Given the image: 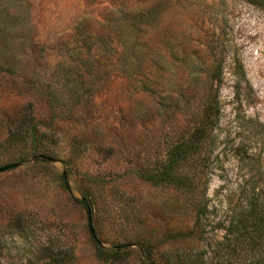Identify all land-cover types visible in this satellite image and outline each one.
Returning <instances> with one entry per match:
<instances>
[{
	"label": "rangeland",
	"instance_id": "374dc122",
	"mask_svg": "<svg viewBox=\"0 0 264 264\" xmlns=\"http://www.w3.org/2000/svg\"><path fill=\"white\" fill-rule=\"evenodd\" d=\"M214 92L208 157L183 167L208 184L202 232L182 191L142 175L192 134ZM7 165L17 166L0 173V264H264L259 242L228 249L240 232L231 219L250 204L264 211V8L0 0Z\"/></svg>",
	"mask_w": 264,
	"mask_h": 264
},
{
	"label": "trees",
	"instance_id": "16d2710c",
	"mask_svg": "<svg viewBox=\"0 0 264 264\" xmlns=\"http://www.w3.org/2000/svg\"><path fill=\"white\" fill-rule=\"evenodd\" d=\"M247 1L253 5L264 8V3L260 0ZM218 125L219 102L217 92H214V94L208 97L203 111V118L200 124L193 130L192 134L184 141L174 146L167 159L162 164L152 170L151 173L142 175L143 179L155 185L168 186L182 191L195 210L196 224L202 232H204L203 230L206 226V190L208 184L207 181L202 182L198 178V175L200 176L201 174L200 171L192 172L189 170L186 172L183 167H189V165L199 162L196 166L197 168H202V161H205V158L208 157L206 153L209 154V151L206 152L203 149L205 144H207V147L211 148L215 138L214 131ZM27 133L25 137L29 138L31 150L37 153L39 150L35 142L37 124L34 123V121ZM202 151H204V156L201 157L200 154ZM81 204L87 211L88 216L92 217L94 209L92 203L86 198L81 201ZM234 227L240 232L236 235L235 240L233 239L232 242L229 243L228 249H230L232 245L234 246V250L242 249V245L245 244L253 245L254 248H256L258 242L260 247H264V243L260 242V240H264V211L261 210V208L258 209L256 206L250 204L244 217L231 219L229 228ZM91 230L93 236L94 231L93 229ZM93 238L95 239L94 236ZM96 247L99 248L98 245H96ZM190 262H195V254L189 255L188 259H186V263Z\"/></svg>",
	"mask_w": 264,
	"mask_h": 264
},
{
	"label": "water",
	"instance_id": "95a60500",
	"mask_svg": "<svg viewBox=\"0 0 264 264\" xmlns=\"http://www.w3.org/2000/svg\"><path fill=\"white\" fill-rule=\"evenodd\" d=\"M47 160H51L50 158H47V157H45ZM17 165H7V166H5V167H2V168H0V173H3V172H5V171H8V170H10V169H12V168H15ZM93 236L95 237V235H94V233H93Z\"/></svg>",
	"mask_w": 264,
	"mask_h": 264
}]
</instances>
